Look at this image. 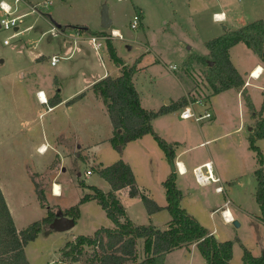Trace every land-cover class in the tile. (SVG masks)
<instances>
[{
    "label": "crops",
    "instance_id": "1",
    "mask_svg": "<svg viewBox=\"0 0 264 264\" xmlns=\"http://www.w3.org/2000/svg\"><path fill=\"white\" fill-rule=\"evenodd\" d=\"M41 1L43 0H26V3L32 5ZM150 1L153 11L148 9V4L145 2L134 1L136 3L134 5L135 14L140 20L136 28H142L140 40L121 33L119 27H110L107 32L114 29L123 36V39L112 37L111 41L117 55L125 65H136L132 80L143 108L158 110L162 106H169L181 97H185L184 105L170 108L167 112L152 119V127L161 138L172 145L174 162H179L183 170V173L176 170V185L182 192L181 207L206 227L211 234H214L219 241L233 240L231 262L240 264L242 251L236 253L235 244L239 243L241 246L246 244L247 249L249 248L253 255H260L264 250V222L256 219V225L260 230L255 235L257 239L252 242V245H248L243 243L240 237H227L226 233L216 226L214 218L218 214L219 219H222L224 223H229L222 217V211L227 208L234 218L233 221H237L239 226V219L233 216L232 211L246 212L248 204L252 203L253 198L255 200L254 171L258 164L256 157L254 158L255 152L249 148V136L254 129L256 118L264 115V107L261 108L264 90L263 63L255 53L250 60L245 61L243 54L246 52L240 48L239 43L229 49L230 61L244 79L243 89L250 98L253 110L246 105L241 90L229 88L212 94L208 86L210 91L206 96L196 95L197 98L190 101L188 93L192 90L193 80L188 73L186 76L190 83L187 86L182 85V91L175 98L169 93L161 92L155 86L154 76L151 73L148 79L141 74L150 71L152 66L159 61L155 54L152 59L145 60L148 55L146 53L154 52L153 41L151 44L148 36L153 28H162L161 33L169 34L171 20L190 19L193 29L185 30L183 37L177 39V45L182 46L186 51L183 55V67L200 72V70H205L204 67L212 64L205 46L207 40L254 20L264 21V11L258 17L248 21L245 17V8L254 12L252 8H249V0ZM171 10L173 13L169 14ZM42 12L44 14L40 16L58 29L62 26L63 28L60 29L62 32L73 30V26H82L84 28L82 31L89 34L91 31L101 29V25L99 29H91L85 23L65 22L60 18L57 9L52 12L44 8ZM165 13L168 17L164 16ZM214 14H223L224 17L222 20H215ZM203 19L208 20L210 24L207 25L208 28L201 30L198 24ZM112 23L111 18V25ZM165 26L167 28H164ZM116 39L126 40L128 43H141L142 47L136 48L138 53L132 57L133 60L130 63L118 51L114 43ZM76 43L77 41L74 44ZM70 44L69 41L65 42L66 46ZM125 47L127 52L132 49L129 44H125ZM104 48L107 53L106 46ZM72 51L73 49L68 55H60L56 52H46L37 45H30L18 49L17 58H11L8 66H5L6 59H0V189L18 230L32 223L31 221L30 223L29 221L23 224L18 223L28 216L31 208L42 207L35 185L42 190L45 202L47 192L55 197L62 196L64 187L57 179L60 177V170H65L62 165L67 162L71 163L76 175L73 185L82 189L81 192L84 194L92 192L87 186H96L103 192H108L109 184L96 173L95 168L110 165L121 159L132 169L138 187L159 206L166 205L162 183L171 171V166L152 135L145 134L139 139L126 143L120 152L113 149L108 141L112 136V124L103 100L93 91V84L107 75L119 76L120 66L114 65L110 58L106 61L102 50L99 53L94 50L99 57V64L89 69L88 73L79 72L75 78H67L69 81H66L64 72L68 68H64L60 63L51 65L49 58L57 54L65 59L71 55ZM193 56L203 57L206 61L205 63L198 62ZM81 58L85 60V55ZM44 67L46 72L49 68L50 73H43ZM258 67L261 71L259 76L255 77L252 72ZM148 80L151 82H147ZM176 80L182 84L181 78L176 77ZM69 83H74L75 86L64 93V88ZM255 89L260 91L257 97L253 93ZM38 91H43V98H46V102L38 99ZM79 94H82L79 99L70 102ZM56 96L59 97L60 102L54 104ZM196 100L203 101V104L195 102ZM189 102L196 113H202L207 109L212 117L198 122L193 119L180 118V110ZM255 143L264 156V138L256 140ZM196 148H204L206 154L197 160H191L190 152ZM82 162L86 164L84 175L79 170V164ZM205 162H211L213 173L219 178L224 192L215 190L218 183L203 184L196 181L193 169ZM87 170H91V173L87 174ZM192 181L196 185L193 188L191 187ZM55 184L59 186L58 194L54 191ZM209 187L212 188V193H207ZM116 194L127 216L134 224H152L161 229L165 228L170 219L165 208L148 214L144 206V212L140 214L137 210L141 202L139 197H130L126 189L116 191ZM226 199L230 201L228 206H225ZM255 203L259 207L258 203ZM79 205L78 217L74 222L77 223L83 210L88 211L92 216L91 227L85 232L88 235H92L101 226L113 227V222L106 216L104 209L96 200L91 199ZM95 213L100 221H96L98 218ZM63 215L70 217L65 212ZM140 217L144 220L143 223L137 221ZM75 237L76 235L73 236ZM139 241L143 243L142 239H138L137 242ZM180 248L188 252V264H192V255L198 249L194 243L168 252L165 255L164 264L168 263L170 253ZM58 261L63 264L61 254ZM193 263L205 264V259Z\"/></svg>",
    "mask_w": 264,
    "mask_h": 264
},
{
    "label": "trees",
    "instance_id": "2",
    "mask_svg": "<svg viewBox=\"0 0 264 264\" xmlns=\"http://www.w3.org/2000/svg\"><path fill=\"white\" fill-rule=\"evenodd\" d=\"M60 29L63 28L59 26ZM79 31L82 26H73ZM90 33H97L91 31ZM104 33V32H103ZM250 48L264 65V21L261 19L248 22L241 27L226 30L223 34L205 42L212 65L207 66L205 81L212 94L229 88L241 90L246 105L253 110L249 96L243 89L244 79L229 58V49L239 43ZM106 49L110 60L120 66L121 74L116 77L107 75L93 84V91L103 100L112 124V136L108 139L113 149L120 152L126 143L139 139L145 134H151L171 166V171L163 181L166 205L159 206L145 194L137 185L130 166L123 160L95 168L96 173L110 186L108 192H103L96 186H87L91 193L80 197L78 204L94 199L104 209L106 216L113 222V227L101 226L92 235H77L73 241H67L60 250L63 264H164L165 255L181 246L196 244L205 259V264H234L232 258V240L219 241L214 234L201 225L194 217L181 207L182 192L176 185V167L174 150L171 144L161 138L152 127V119L186 103L185 97L177 102L162 106L158 110H147L140 104L139 94L133 83L136 65L127 66L117 55L112 42L106 40ZM198 62L205 59L195 56ZM82 94L72 98L70 102L79 99ZM60 102L54 97V104ZM264 107V90L261 108ZM254 115V114H253ZM264 138V115L256 118L254 129L249 136V148L255 152L258 164L254 171L256 178L255 200L261 211L264 222V156L256 145V140ZM37 196L42 207L45 198L42 190L35 185ZM126 189L130 197H139L148 214L165 208L170 219L165 228L152 224H134L117 197L116 191ZM78 204L69 207L65 214L74 220L78 217ZM47 214L40 220L33 221L18 230L15 227L2 191L0 189V264H30L25 246L36 239L43 224H50L57 214L46 207ZM143 240L144 256L137 260V241ZM85 246L92 249L87 251ZM240 264H264V250L255 256L249 249L242 246Z\"/></svg>",
    "mask_w": 264,
    "mask_h": 264
},
{
    "label": "rangeland",
    "instance_id": "3",
    "mask_svg": "<svg viewBox=\"0 0 264 264\" xmlns=\"http://www.w3.org/2000/svg\"><path fill=\"white\" fill-rule=\"evenodd\" d=\"M7 1L12 2V0ZM134 1L136 0H66V2L64 0H51V3L47 5L46 9L51 10L52 12L57 9L59 11L60 18L65 22L76 21L87 24L91 29H99L101 23L100 12L102 5L105 4L108 9L109 18H112L113 20V23L110 27H119L122 31L121 33H124L126 36H134V39L140 40V37L142 35V28L138 27L134 29L130 27V21L133 17V14H135L136 9L134 7V5H136ZM139 1H143L148 4V9L153 11L151 8L152 3L150 0ZM248 4L249 8H252V10L254 11L252 13L250 9H248L247 7L245 8V17L248 21L253 19L254 17H258V15H261L263 13L264 0H249ZM26 11H28V7L25 4L18 5V13ZM40 12L44 14L42 10ZM171 13H173L172 10L169 12V14ZM2 15L3 13L0 10V18L2 17ZM164 16L168 17L167 13H165ZM171 21L172 22L169 25V34L161 33L162 28L160 29L158 27L153 28V30L148 33L149 39H151L150 43L152 44L153 41L154 52L150 51L146 53L148 55L145 60L152 59L155 54L157 58H159V61L152 66L150 71L142 73L141 76H144L146 79H148V76L151 73L152 76H154L155 81L153 82L155 86L158 87L161 92L163 91L164 93H169L173 96V98H175L176 95L182 91V85L187 86V84L190 83V81L188 82L186 76V73H188V75H190L193 80L192 90L188 93L189 100L194 101L197 96H206L207 92L210 91L204 78L207 66L204 67L205 70H200V72L195 69L190 70L188 67L186 69L185 67H183V55L186 51L184 48H182V46L179 47L177 45V39L183 37V33L185 32V30L193 29V23L190 19L187 18L181 21ZM208 24H210V22L206 19H203L201 20V22L199 21L198 26H201L200 29L204 30ZM215 24L218 25V23ZM52 27L56 26L45 20L42 16L37 14H28L22 19V22L19 23L18 30L15 31L13 29L0 28V59H6L5 66H8L11 63V58H17L16 54L18 49H23L25 48V46L30 45H37L39 46V48L44 49L46 52H56L60 55H68L69 51L73 49L71 55L68 58H65L59 62L62 66H64V68H68V70L64 72V75H66V81H69L67 80V78H75L79 72L83 74L88 73L89 69L95 68L96 64H99V57L88 41V38L90 36L88 32H80L79 39L77 40V43L74 44V39L71 35L74 34L73 30H77L76 28L72 27L73 30H66L65 32L59 31L58 35L54 36L51 32ZM164 28L167 27L165 26ZM107 30L108 29L101 28L99 30H96L97 33L95 34H101L103 32L106 33ZM5 39H8L7 44L4 43ZM67 41L71 43L70 46L65 45V42ZM114 43L121 56L129 63L133 60L132 57L136 53H138L136 48L139 46L142 47L141 43H128L126 40L116 39ZM125 44H129L132 46V49L129 52L126 51ZM239 44L240 48H242L243 51L246 52V54H243V59L245 61L250 60L252 58L251 56H254V52L244 43L239 42ZM102 52H104V59L107 61L109 59V55H107L108 52L106 53L105 48L102 49ZM82 55H85V60H82ZM173 65L175 66V68L170 70V66ZM50 71L51 70L49 68L47 69V72L45 67L42 69L43 73H50ZM176 77L181 78L182 84L176 80ZM147 82L151 81L148 80ZM74 86V83H69L68 86H65L63 92L66 93L72 90ZM253 93L255 97H257V95L260 94V91L258 89H255ZM205 154L206 153L204 151V148H196L190 152L189 158L191 160H197L200 157H204ZM62 167L65 170H60V177H58L57 179L62 183L64 187L62 196L55 197L47 192V200L45 202L46 206L41 208L38 207L36 209L31 208L28 212V216L23 220H20L18 222L19 224H23L25 221H29L30 223V221L33 222L40 220L47 214L46 207H49L55 213H64L69 207L78 204L80 197L85 193L82 194V189L77 188L73 185L74 180L76 179V175L72 169L71 163L67 162L66 164H63ZM79 167L82 175H84L86 164L82 162L79 164ZM195 186L196 185L194 181H192L191 187L193 188ZM208 190L207 193L213 192L211 187H209ZM252 200V203L248 204L246 212L232 211L233 216L239 219V226H236L234 224V221H232L231 223H224L222 219H219L217 217L218 214L214 218L216 226L219 227V229H221L223 232H225L227 237H240L242 239L241 241L243 243H247L248 245H252V242L257 239L255 238V235H257L256 233H258L260 228L256 225V219H261L260 208L255 203L256 201L254 200V198ZM139 204L140 205L137 210H139L141 214V212H144V205L142 201ZM95 214V216L98 218V220L96 219V221H100L97 213ZM137 221L143 223L144 220H142V218L140 217ZM91 224L92 216L86 210H83L81 217L79 220H77L75 226L67 231H57L51 228L50 224H43L36 239L29 242L25 247L27 259L29 260L30 264H62L58 260L60 250L64 248L63 245L66 240L73 241L74 235H88V233L85 232L89 231ZM243 246L247 248L246 244H244ZM136 248L137 260L139 261L144 256L142 241L137 242ZM85 249L87 251H90L92 248L89 246H85ZM234 249L235 252L238 253L242 251V246L239 243H236ZM192 256V264H195L193 263L194 261L198 263L201 262V260H204L198 249L194 251V255ZM188 258V252L185 249L180 248V250L177 249L170 253L167 264H188ZM76 264L80 263L76 262Z\"/></svg>",
    "mask_w": 264,
    "mask_h": 264
},
{
    "label": "built area",
    "instance_id": "4",
    "mask_svg": "<svg viewBox=\"0 0 264 264\" xmlns=\"http://www.w3.org/2000/svg\"><path fill=\"white\" fill-rule=\"evenodd\" d=\"M20 3H24L27 7H28V11L26 12H22V13H18V4ZM51 1L50 0H43L41 2H38L36 4H32V5H27L26 0H12V2H9L7 0H0V10L2 11L3 15L0 18V28L3 29H13V30H18V26L19 23L22 22V19L28 15L29 13H34L37 15H42V13L40 12L42 9H46L47 5L50 4ZM222 17H224V15L222 14H214L213 18L215 20H222ZM139 16L136 14L134 15L132 21L130 22V27L131 28H136L139 24ZM60 31V29H58L57 27H52L51 32L52 35L57 36L58 32ZM80 32L79 29L74 31V34H72V38L74 39L73 42L75 43L80 36ZM112 37H118L120 39H123V36L119 33L116 32L114 29H111L109 32L106 33H101V34H90L88 41L90 42V44L92 45L93 49L99 53L105 46H106V40L107 39H111ZM4 43L7 44L8 43V39L4 40ZM64 57L57 55V54H53L52 56H50L49 58V62L51 65H56L57 63H59L60 60H62ZM175 66H170V70L174 69ZM253 75V72H252ZM259 74H257L258 77ZM44 93L43 91H38L37 92V97L41 102H46V98L44 97ZM195 102H199L201 104H203V101H198L196 100ZM179 116L182 119H193L195 122H198L204 118H211L212 114L210 111H208L207 109L202 111V113H196L193 108L191 107V104L189 102L188 105L184 106L180 112H179ZM175 167L176 170L179 171L180 173H183V170L180 167V163L179 162H175ZM194 172V176L197 182L199 183H218V185L215 187V190L217 192H224V188L223 186L220 184V180L217 176L214 175L213 173V168H212V164L211 162H205L197 167H195L193 169ZM91 170H87V174H90ZM230 204V201L228 199H226L225 201V206H228ZM222 217L224 219V221L231 223L233 221V217L230 214V212L228 211L227 208H225V210L222 211Z\"/></svg>",
    "mask_w": 264,
    "mask_h": 264
},
{
    "label": "water",
    "instance_id": "5",
    "mask_svg": "<svg viewBox=\"0 0 264 264\" xmlns=\"http://www.w3.org/2000/svg\"><path fill=\"white\" fill-rule=\"evenodd\" d=\"M101 28L108 29L111 26V19L108 15V9L107 6L104 4L102 5L101 12ZM75 222L74 219L71 217H67L63 215V213L59 212L57 213V217L54 218V220L50 223L51 228L57 230V231H66L69 230L74 226ZM234 224L238 226V222L234 221Z\"/></svg>",
    "mask_w": 264,
    "mask_h": 264
},
{
    "label": "bare ground",
    "instance_id": "6",
    "mask_svg": "<svg viewBox=\"0 0 264 264\" xmlns=\"http://www.w3.org/2000/svg\"><path fill=\"white\" fill-rule=\"evenodd\" d=\"M260 71H261V68L258 67V68L253 72V75H254V76H257V74H259ZM54 191H55L56 194H58V192H59V186H58V184H55V185H54Z\"/></svg>",
    "mask_w": 264,
    "mask_h": 264
}]
</instances>
